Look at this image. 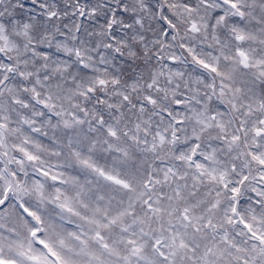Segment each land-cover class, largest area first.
Returning <instances> with one entry per match:
<instances>
[{
    "label": "snow or ice",
    "instance_id": "1",
    "mask_svg": "<svg viewBox=\"0 0 264 264\" xmlns=\"http://www.w3.org/2000/svg\"><path fill=\"white\" fill-rule=\"evenodd\" d=\"M0 264H264V0H0Z\"/></svg>",
    "mask_w": 264,
    "mask_h": 264
}]
</instances>
